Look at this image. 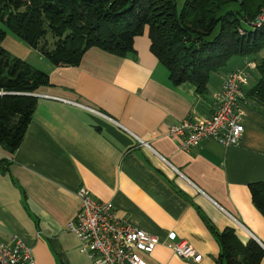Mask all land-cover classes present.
<instances>
[{
	"label": "crops",
	"instance_id": "crops-1",
	"mask_svg": "<svg viewBox=\"0 0 264 264\" xmlns=\"http://www.w3.org/2000/svg\"><path fill=\"white\" fill-rule=\"evenodd\" d=\"M2 46L38 62L34 67L47 73L48 83L36 92L49 95L36 96L18 146L9 152L0 145L2 240L23 241L33 264H86L66 228L83 186L110 201L116 217L157 237L142 254L149 264H215L219 245L208 224L231 226L240 241L251 237L264 250V215L249 189L250 182L264 181V103L246 93L250 83L242 88L237 143L204 138L183 148V137L167 129L185 116L208 115L224 74L248 55L230 56L231 64L210 72L198 94L190 82L170 81L149 50L146 26L133 37L132 52L90 46L74 65L53 64L17 38ZM169 231L200 259L176 255L166 245Z\"/></svg>",
	"mask_w": 264,
	"mask_h": 264
},
{
	"label": "trees",
	"instance_id": "trees-1",
	"mask_svg": "<svg viewBox=\"0 0 264 264\" xmlns=\"http://www.w3.org/2000/svg\"><path fill=\"white\" fill-rule=\"evenodd\" d=\"M264 0H0V42L9 30L53 64H77L84 50L97 46L124 55L144 27L149 50L173 84L190 82L206 90L210 72L232 55L264 49V20L254 18ZM51 41H47V36ZM247 94L264 103V56L255 59ZM47 73L9 53L0 44V145L19 144ZM251 200L264 215V181L249 183ZM219 245L215 264H258L262 247L251 237L242 242L231 226L208 224Z\"/></svg>",
	"mask_w": 264,
	"mask_h": 264
},
{
	"label": "built area",
	"instance_id": "built-area-1",
	"mask_svg": "<svg viewBox=\"0 0 264 264\" xmlns=\"http://www.w3.org/2000/svg\"><path fill=\"white\" fill-rule=\"evenodd\" d=\"M264 20V10L253 20L259 24ZM255 62L245 59L242 66L227 71L220 88L212 94L214 105L206 116L192 118L185 116L167 124L168 133L183 137L181 146L197 145L204 138H212L222 145L238 142L243 131L242 105L245 86L254 69ZM34 96H49L36 91ZM52 97V96H51ZM79 206L66 228L78 240V249L86 256V264H149L143 253H149L158 242L155 235L114 215L110 201L97 200L86 188L76 190ZM174 233L169 231L166 245L178 256L193 261L201 255L194 251L185 240L174 241ZM31 249L23 241L12 237L11 243L0 238V264H33Z\"/></svg>",
	"mask_w": 264,
	"mask_h": 264
},
{
	"label": "rangeland",
	"instance_id": "rangeland-1",
	"mask_svg": "<svg viewBox=\"0 0 264 264\" xmlns=\"http://www.w3.org/2000/svg\"><path fill=\"white\" fill-rule=\"evenodd\" d=\"M183 1L184 0H174V2H175V6H176V10H178V9H180V7L182 6V4H183ZM8 37H11V38H16L15 36H14V34H12L9 30H6V34H5V37L1 40V42H0V44L2 45H7V42H8ZM47 41H51V37H49V35L47 36ZM22 42V41H21ZM261 56H264V49H262V50H260L259 52H257V53H255V54H253V55H248V57L251 59V60H253L254 62H255V59H257V58H259V57H261ZM43 59H45V58H43ZM35 62H34V61ZM245 60V59H244ZM29 62H31V63H29V64H31V66H35L34 64H37L38 62L35 60V59H30V60H28ZM244 63V62H243ZM229 64H231L230 62H228V61H225V63L223 64V68H226V67H228L229 66ZM243 65V64H242ZM241 65V66H242ZM253 74V76H252V78L250 77L249 78V83L252 81L251 79H254V77H255V74L256 73H252Z\"/></svg>",
	"mask_w": 264,
	"mask_h": 264
}]
</instances>
